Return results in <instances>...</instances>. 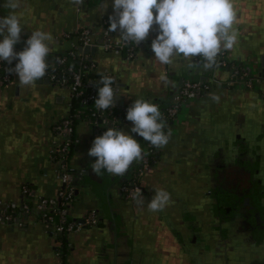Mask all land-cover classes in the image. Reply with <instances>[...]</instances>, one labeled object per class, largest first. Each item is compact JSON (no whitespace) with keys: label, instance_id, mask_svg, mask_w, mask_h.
<instances>
[{"label":"crops","instance_id":"1","mask_svg":"<svg viewBox=\"0 0 264 264\" xmlns=\"http://www.w3.org/2000/svg\"><path fill=\"white\" fill-rule=\"evenodd\" d=\"M232 2L237 13L233 28L238 39L232 50L222 52L240 69L261 74L258 75L260 81L256 88L240 84L229 86L230 68L220 66L216 75L212 69L207 71L206 79L215 78L223 83L211 82L209 91L186 101L170 122L173 135L142 180L148 189L143 205L136 201L125 202L119 197V184L126 181L140 161H134L123 176L106 171L102 175L93 173L91 165L96 157L89 156L88 150L95 137L103 134L101 128L111 126L107 121L99 127L85 118L77 121L80 144L71 152L69 165L78 171L75 181L78 192L69 218L82 220L90 209L96 208L100 226L86 228L71 239L73 246L68 264H116V260L125 264H184V261L190 264L191 257L188 259L183 254L181 236L175 233L161 211H150L147 202L154 196V190L161 189L170 194L169 202L173 196L180 201L192 200L196 189L202 190L203 184L208 183L207 157L218 155L215 143L226 141L229 132H239L251 122L264 125V0ZM4 3L5 0H0V17L15 14L22 24L18 49L33 31L42 30L52 35L50 69L53 58L71 47L63 36L65 32L81 25L92 28L95 38H99L103 18L113 12V0H84L79 6L72 0H20L14 12L4 7ZM157 34L158 26L154 25L147 38L154 39ZM84 54L97 63V69L89 76L100 80L107 68L121 85L119 104H134L136 99H142L158 105L162 112L184 79L204 78L202 66L189 68V61L182 56L174 58L171 65H163L148 46L142 47L132 60L102 50L94 55ZM199 61V57L194 58V62ZM163 74L172 82L168 86L160 80ZM18 80L14 73L12 83L0 85V199L21 201L24 198L22 186L28 184L32 189L29 198L35 201L38 196L56 195L60 186L55 173L57 162L50 150L52 141L58 137L54 126L70 112V92L67 85L56 81L51 85L36 82L21 86ZM213 94L220 96L218 103L212 100ZM131 127L132 122L128 121L118 128L137 139L144 153L146 141L132 133ZM201 199L199 210L202 215L203 212L208 215L207 205ZM20 221L21 224L0 226V264H58L61 259L56 258L54 252L59 238L56 241L33 215L22 217ZM256 252H259L257 258L251 255L243 260L264 264V246ZM250 254L254 255L252 250ZM234 260L236 264L237 258ZM222 262L228 264L225 257Z\"/></svg>","mask_w":264,"mask_h":264},{"label":"clouds","instance_id":"2","mask_svg":"<svg viewBox=\"0 0 264 264\" xmlns=\"http://www.w3.org/2000/svg\"><path fill=\"white\" fill-rule=\"evenodd\" d=\"M72 2L79 6L84 0ZM3 6L14 12L20 6V0H5ZM112 9L108 30L118 32L125 43L140 44L147 39L153 26H158L151 49L155 59L163 65H171L174 58L182 56L189 61V68L202 66L204 70H210L216 65L218 55L224 50H232L237 43V33L233 28L237 13L232 0H113ZM21 32L22 24L17 15L0 17V36H3L0 61L11 64L18 60L15 67L7 71L18 75L21 86H31L43 79L49 69L53 37L42 30L33 31L26 40V47L17 52L14 46L20 41ZM195 57L200 58L199 63L194 62ZM160 80L165 86L172 83L167 74L161 75ZM114 83L110 76H101L97 84L102 86L98 88V98L95 99L98 110L115 106L117 94ZM211 98L217 103L220 100L217 94ZM126 119L132 122L131 132L153 147L161 148L168 144L170 137L163 130L166 122L158 105L136 99L128 108ZM88 155L96 157L91 165L93 173L102 175L106 171L123 176L134 161L144 158L145 153L132 135L110 127L95 137ZM154 191L147 207L152 212L163 211L170 194L163 189ZM132 198L138 205L145 203L142 191L134 193Z\"/></svg>","mask_w":264,"mask_h":264},{"label":"built area","instance_id":"3","mask_svg":"<svg viewBox=\"0 0 264 264\" xmlns=\"http://www.w3.org/2000/svg\"><path fill=\"white\" fill-rule=\"evenodd\" d=\"M109 23V17L103 18L99 38H95L96 32L92 28L81 25L70 32H66L64 37L70 41L71 47L54 58L52 68L55 71L50 74L51 81L69 87L70 108L76 103L83 107L79 110L76 109L73 114L54 126V131L58 134V137L52 141L50 152L53 160L57 162L55 173L60 186L56 195L38 196L33 201L29 198L32 195L31 187L28 184L23 185L24 198L21 201L0 199V226L21 224L20 219L22 217L33 215L46 226V232L49 234L71 237L72 234L80 231L84 225L94 226L97 224L99 215L96 208L90 209L83 221L69 218L70 207L77 195L75 184L77 171L69 165L71 152L80 144V138L76 132V123L78 120L85 118L98 127L107 121L111 128H118L120 124L128 122L126 113L132 104H119L122 87L115 81L113 85L117 94L115 106L106 110H98L95 107L98 88L102 85H98L99 80L93 79L89 74L97 69V63L94 60L87 59L84 53L80 55L78 48L80 46H95L104 52L112 53L126 60H132L137 57L142 47L148 46L151 49L153 40L147 38L138 45L134 42L125 43L118 32L108 30ZM15 51L19 52L20 50L15 48ZM217 60L220 66H230L232 74L227 81L229 86L240 84L248 88H256L260 77L255 72L246 68L240 69L230 62L223 52L218 55ZM17 62L18 60H13L11 64H8L6 61H0V85L12 83L14 72L10 73L7 69L14 68ZM102 76H110L113 79V75L107 68L104 69ZM212 80L187 79L180 84L172 94L169 104L161 112L162 118L166 122L163 129L165 134L169 137L172 135L173 131L169 124L175 120L186 101L195 99L209 91L212 87L211 82L216 85H222L223 83L215 78H212ZM106 130L107 128H101L102 133ZM162 149L163 147H153L146 141L144 158L140 160L126 181L120 186V190L127 197L133 199L134 193L142 191L140 180L149 170L150 165L159 159ZM62 253L59 250L57 255L61 256ZM59 264H62V262L60 261Z\"/></svg>","mask_w":264,"mask_h":264},{"label":"flooded vegetation","instance_id":"4","mask_svg":"<svg viewBox=\"0 0 264 264\" xmlns=\"http://www.w3.org/2000/svg\"><path fill=\"white\" fill-rule=\"evenodd\" d=\"M28 38L20 49L16 45L14 48L23 50ZM243 128L239 132H229L226 141L215 143L218 155L207 157L210 168L207 185L203 184L202 190L196 189L192 200L180 201L173 196L170 205L161 211L175 233L181 236L183 254L188 259L191 257L190 264H223L224 257L228 264H235V258L236 264H253L254 261L243 259L251 255L257 258L259 252L256 251L264 246V125L251 122ZM157 161L140 180L144 195L148 194V189L142 180ZM122 183L118 196L125 202L134 201L120 190ZM200 198L207 205L208 215L204 212L202 215L199 210ZM99 226L100 216L96 225H84L71 237L51 234L56 241L59 238L54 252L56 258L57 249L62 248L65 251L58 257L62 264H68L73 246L71 239L86 228ZM251 250L254 255L250 254ZM256 258L253 260L257 261ZM116 264L125 263L116 260ZM184 264L188 263L184 261Z\"/></svg>","mask_w":264,"mask_h":264},{"label":"water","instance_id":"5","mask_svg":"<svg viewBox=\"0 0 264 264\" xmlns=\"http://www.w3.org/2000/svg\"><path fill=\"white\" fill-rule=\"evenodd\" d=\"M99 49L98 48H96L95 46H85V47H82V46H80L79 48H78V51H79V53H80V55L82 54V53H86V54H89V53H91V55H94L97 51H98ZM21 51V50H20ZM88 59H92V57L91 56H89V58ZM53 61H54V58H53ZM218 67L220 68V64L218 63V60L216 61V65L212 68V70H214L215 71V75H216V73H217V69H218ZM228 70H229V68H230V66H227L226 67ZM211 70V69H210ZM55 71V69H48V71L46 72V75H45V77L43 78V79H41V80H38L37 82L38 83H41V84H43V83H45V84H48V85H51L52 84V81H51V79H50V74L52 73V72H54ZM207 71H209V70H204L203 71V76H204V78H202V79H206L205 77H206V73H207ZM259 76H261V74H258ZM213 77H215V76H213ZM188 78H186V79H184L183 81H185V80H187ZM113 80L114 81H116L115 80V77H113ZM182 81V82H183ZM124 104V102H121V105H123ZM133 105V104H132ZM75 171H77L76 169H75ZM78 172V171H77ZM80 172V171H79ZM79 175H81V174H79ZM83 175V174H82ZM78 192V190H76V193ZM71 207H72V205H71ZM82 221H83V219H82Z\"/></svg>","mask_w":264,"mask_h":264},{"label":"trees","instance_id":"6","mask_svg":"<svg viewBox=\"0 0 264 264\" xmlns=\"http://www.w3.org/2000/svg\"><path fill=\"white\" fill-rule=\"evenodd\" d=\"M77 62V61H76ZM76 62H73V63H76ZM83 107L80 105V104H78V103H76V104H74L71 108H70V112H69V114H68V116H70L71 114H73L74 112H75V110L76 109H82ZM65 250L64 249H62V252H64Z\"/></svg>","mask_w":264,"mask_h":264}]
</instances>
